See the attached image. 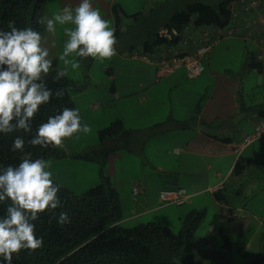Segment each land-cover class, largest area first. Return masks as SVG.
I'll use <instances>...</instances> for the list:
<instances>
[{"label": "rangeland", "instance_id": "obj_1", "mask_svg": "<svg viewBox=\"0 0 264 264\" xmlns=\"http://www.w3.org/2000/svg\"><path fill=\"white\" fill-rule=\"evenodd\" d=\"M91 2L94 7L100 10L101 15L109 21L110 27L114 29L115 22L119 25L120 32L115 34L114 31L117 38L116 54L111 58L95 60L91 57H77L80 66L77 69H72L70 65L66 66L63 61L58 59L63 48V42L66 39L63 32L64 26L58 25L54 34L47 33L43 26L42 43L49 48V58L56 63L55 69L67 68L65 77L72 80L78 87L84 86L88 89L87 95H77L75 98L79 106L82 123H87L91 127V131L88 133L89 137L80 141H86V144L96 148L95 150L91 148L86 153L87 156H82L88 159L83 160L85 166L83 169L75 168L72 165L73 160L65 159L60 166L51 161L50 171L53 178L61 185L80 194L100 183V170L103 164V173L109 177L110 185L119 192L125 214V218L122 220L124 226L133 227L139 223L156 221L160 225L178 232L183 228L185 218V216L180 217L181 213L183 212L182 215H186L191 206L188 201L184 205L172 204L163 209L155 207L162 203V200L159 199L160 182L164 179L165 173L155 169L154 164L163 163L165 167L176 166L180 161V155L174 154L173 150H170L167 154L163 152V147L174 141L182 140V138H185V134L192 133L194 130L173 129L169 133L170 140H148L145 145V152H142L137 140H125L124 137H119V139H115L116 141L111 142L107 140L105 144H97L100 141L98 129L108 127L119 117H124L127 124L149 121L145 105L131 106L129 101L132 99L119 101L111 91L114 81L116 87L123 92L144 90V87L138 85L140 79L146 80L145 85H155L152 84L153 81L150 82L154 77L152 75H155L156 72L152 69L154 65H151V67L149 63L139 59L125 58V56H130V52H127L125 45L131 42L140 47L142 40L148 35L147 32L150 29H153L156 24L160 25L174 10L183 8L189 2H197L200 6V14L203 16L206 8L204 5L215 3L216 0H91ZM78 3L79 0H46L44 16L51 17L54 13L62 10L64 6L74 7ZM258 3L252 5L250 12H245L252 13ZM121 8L126 14L122 12ZM230 26H233V24H230ZM228 37L230 35L221 37L217 43L221 40L225 41ZM226 45L225 43H218L213 48L214 50L209 57L211 61L206 66L204 74L199 78H189L183 75L179 79L169 77L159 83H168V85L163 88L161 96H159L165 101V105L152 107L154 120L157 115L172 113L175 120H189L193 124L196 123L201 113L204 117L210 118V112H217L223 120V123H219L222 126L217 129L218 132L231 136L234 140H248L245 137L252 132L251 121H248L245 116L238 122L230 123V120L236 114L231 111L230 102L233 98L229 95L218 96V93L222 91L215 88L216 79L211 78L213 74L217 77L231 75L232 78L233 74L237 72L239 51L236 47L230 48ZM105 65L112 68L115 76L114 81L109 79ZM181 71L184 72V70ZM256 75L260 76V74ZM260 78L263 79L264 76H260ZM154 81L156 82L155 79ZM230 82L233 83V81H227L220 77L221 84H229ZM255 92L256 97L264 96L263 87H260V90L255 89ZM73 93L78 94L77 91ZM211 93H214V96L209 102ZM86 96L104 101L103 107L94 113H90L87 106L81 101ZM195 113L196 117L192 119V115ZM129 135H127L128 138ZM74 138H77L76 134L68 137L67 146L75 143ZM251 140L248 143L250 145L247 152L249 151L251 155L259 160H264V133ZM260 140H263V142L260 143ZM70 142L71 144L68 145ZM92 143H95L96 146H93ZM114 143L119 148L108 153L106 159L103 160L101 149L109 148ZM60 147L62 149V146ZM212 160L214 161V159ZM225 162V159L221 161L222 164H225ZM147 176L149 179L144 180V182L148 188L146 190L141 189L140 192L138 188L139 193H135V187L139 186L134 185V181L142 180ZM247 179H249V182L243 189L244 192L233 196L229 193L230 202L242 203V206L246 208V214H248L246 218L237 219L236 224L221 220L220 216L222 214L220 215L219 208L210 203L211 199H206L210 195L209 192L202 195L203 203L198 209H201L205 203L208 206V213L196 233L199 241V249L196 254L198 264H264V168L259 171L258 166L254 165ZM253 213L259 214L261 217L259 219L263 223L259 219L251 217ZM221 227H223L224 234L223 236L218 234L213 239L214 252L213 248L210 247L209 240L211 239L209 235L217 233ZM225 234L230 236L231 246L224 250L222 244L224 245L226 241ZM223 252L226 256L218 257V254Z\"/></svg>", "mask_w": 264, "mask_h": 264}, {"label": "trees", "instance_id": "obj_2", "mask_svg": "<svg viewBox=\"0 0 264 264\" xmlns=\"http://www.w3.org/2000/svg\"><path fill=\"white\" fill-rule=\"evenodd\" d=\"M234 1L236 0H216L215 3H206L203 16L198 3L189 2L183 8L174 10L166 19L164 27L183 31L187 26L194 25L214 26L225 30L238 15L231 9ZM45 2L46 0H0V27L7 28L8 21L15 20L17 27H33L42 36L43 25L37 21L44 16ZM119 30V25L115 22V34ZM179 39L180 37H175L170 40L159 36L157 32L149 33L142 42V49L144 52H152L160 44H172ZM55 64L53 61L52 70L44 79L49 87H65L66 92L63 97L51 99L48 104L41 106L34 117V129L63 106L77 108L72 95L79 87L67 77L54 82L52 76L55 74ZM253 66L260 69L262 63L255 62ZM98 133L101 144L117 136L127 140L120 118L100 129ZM17 135L26 140L30 138V134L23 133L22 130L0 134V164L18 163L21 154L10 151L13 138ZM25 148L34 157L43 156L49 161L64 154L60 146L43 149L26 144ZM117 148L119 146L114 143L109 148L101 149L103 160ZM101 167L103 168V164ZM243 167L239 157L235 163V174H240ZM102 168L100 183L80 194L61 185L52 176L54 182L61 186L58 196L62 204L54 210L55 216L64 211L71 218V222L60 225L52 212H42L39 219L34 221L37 236L43 238L42 246L35 250L22 249L18 258L14 254V264H198L196 233L206 216V210L194 209L188 212L183 220V228L178 232L156 221L126 227L122 224L125 214L119 192L110 185V179L103 173ZM168 187L176 188L173 185ZM6 203L0 202V213H3Z\"/></svg>", "mask_w": 264, "mask_h": 264}, {"label": "crops", "instance_id": "obj_3", "mask_svg": "<svg viewBox=\"0 0 264 264\" xmlns=\"http://www.w3.org/2000/svg\"><path fill=\"white\" fill-rule=\"evenodd\" d=\"M121 10L124 14H126L122 8ZM165 21H163L160 25L156 24L153 29H150V31L147 32V34L154 32L159 33L164 30L166 28L164 27ZM231 24H233L234 31L232 33H225V35H230V37L226 38V40L224 39L225 41L221 40L218 43H225L227 44L226 47L230 48L236 47L239 51V66L238 68L236 67L237 72L233 74L232 78L231 75L220 76L223 77L224 80L233 81V83L230 82L229 84H221L220 77H217L215 74H213L211 78L216 79V83L214 85L215 88L222 91L218 93V96L229 95L233 98L230 102L232 106L231 111L236 114L235 117L230 120V123L238 122L245 116L248 121H251L252 132L248 134L245 133L247 134L245 138L248 139L254 134V130L257 125L264 122V96L261 95L260 97H256L257 94L255 92V89L260 90V87L264 88V78H260V76H264V0H259L258 5L250 14L239 8L238 15ZM187 28L189 31H193L196 30L197 27L190 25L187 26ZM198 30H200V28ZM147 37L148 35L142 40V42ZM174 44H176V42L172 44H160L152 52H144L142 45L139 47L136 43L130 42L125 45L127 52H130V56H125V58L139 59L140 61L149 63L150 66L154 65L152 69L156 72L155 75L152 76L155 77L153 78L156 82L153 78L150 82L153 81L152 84L155 85H145L146 80L140 79L138 85L140 87H144V90L138 91L141 93H138L137 91L123 92L122 90H119L114 81L115 76L112 68L105 65V70L108 71L109 79L114 81L111 88L114 97L119 101L122 99H132L129 101V104L134 107L145 105L149 115V121L134 124H127L124 117H119L123 121L124 133L126 132V135L130 134L129 138L127 137V140H137V144L140 146L141 151L145 152V145L148 140H170L169 133L173 129L194 130L192 133L185 134V138H182V140L174 141L173 143L167 144L166 147H163V152L167 154H169L170 150H173L172 152L174 154L180 155V161H178L176 166L173 165L171 167H165L163 163L154 164L155 169L161 173H165L163 176L164 179L160 182V191L164 188H171L168 187L170 185L176 186V188L184 189L189 194V198L182 204L174 203V205H184L189 201L191 209L188 212L200 208V205L203 203L202 195L209 192L210 195L207 196L206 199H211L210 203H213V205L219 208L220 215L222 214L220 216L221 220H226L232 222V224H236L235 222L237 219L246 218L248 214H246V208L242 206V203L238 204L237 202H230L229 193L233 196L244 192L243 189L247 186V182H249L247 176L251 174L252 167L257 165L259 171L262 170L264 168V160H259L255 156L251 155L249 151L247 152L248 146L250 145L246 142L248 140H234L233 137L221 134L217 131V129L222 126L219 123H223V120L219 117V113L217 112H210V118L204 117L201 113L196 123L193 124H191L189 120H175L172 113L157 115L156 119H153L152 107L156 105H165V101L159 96H161L160 94L162 93L163 88L167 86L168 83H159L169 77H172V79H179L183 75L187 76L185 68H178L170 74L158 76L157 68L159 66V52L161 50H167L168 47L172 45L175 50L187 48L189 46L185 45L182 41L178 45ZM217 45L215 44V46ZM215 46L213 48H215ZM213 50L214 49L203 56V62L205 65L204 71L206 70V66H208L211 61V58L209 57ZM255 62H261L262 67L260 69L254 67L253 64ZM181 70H184V72ZM204 71L195 79L203 75ZM256 74H260V76ZM87 90L88 89L84 86L79 87L75 90L78 94L73 93L72 95L73 101L78 109L79 106L75 98L77 95H87ZM213 96L214 93H211L209 96V102ZM81 101H83V104L87 106L90 113L100 110L104 105V101L88 96ZM79 115H81L80 111ZM192 116V119H195L196 113ZM99 130L100 129H98V131ZM76 135L77 138H74L76 141L75 143H72L71 146H67L68 138H64L61 145L64 154L58 157H53L50 162L53 161L54 164L60 166L65 159H69L71 161L73 160L72 165H74L75 168L83 169L85 167L83 160L88 159L82 156H87L86 153L92 147L86 144V141L80 140H86L89 137V134L79 132L76 133ZM117 137H113L108 140L111 142V140L119 139ZM79 142L82 143L78 144ZM259 142L262 143L263 140H260ZM70 144L71 142L68 143V145ZM97 144H101V142L98 141ZM92 145L96 146L95 143H92ZM92 149L95 150L96 148L94 147ZM239 157L240 162L244 167L240 174H235V163ZM211 158L214 159V161ZM224 159L226 162L225 164H222L221 161ZM243 176L244 178H242ZM147 179H149L148 176L142 180L134 181V185L139 186V192L141 189L146 190L148 188L144 182V180ZM169 205L172 204H166L162 201L161 204L156 205L155 207L163 209ZM201 209H205L207 215L208 206L205 205V203ZM182 213L180 217L185 216V214L182 215ZM251 217L254 219L261 218L257 213H253ZM259 221L263 223L262 220L259 219ZM223 232V227H221L218 229L217 233L209 235L212 240H209L211 248H213V239L216 238L218 234L223 236ZM229 237L230 236L225 234L226 242L224 245L222 244V248L224 247V250L231 246V240ZM210 253L214 254L212 252ZM225 256V252L218 254V257L220 258Z\"/></svg>", "mask_w": 264, "mask_h": 264}, {"label": "clouds", "instance_id": "obj_4", "mask_svg": "<svg viewBox=\"0 0 264 264\" xmlns=\"http://www.w3.org/2000/svg\"><path fill=\"white\" fill-rule=\"evenodd\" d=\"M37 23L47 33L54 34L57 26H64L66 39L58 59L72 69L80 66L79 58L95 60L116 54L117 38L98 8L91 0H79L64 6L51 17L41 16ZM52 70L49 48L42 43L41 33L33 27H17L9 20L7 28L0 27V134L22 130L30 134L27 140L17 135L10 151L21 155L16 164H0V202H7L0 213V264H14L22 249L35 250L42 246L35 223L45 210L52 212L60 225L71 222L64 211L55 216L62 204L58 192L60 184L52 179L51 162L43 156L34 157L25 145L48 149L62 145L64 138L91 131L82 123L78 108L63 106L33 128L35 115L51 99L65 95V87L53 89L45 81ZM54 82L65 77L67 68L56 69Z\"/></svg>", "mask_w": 264, "mask_h": 264}, {"label": "built area", "instance_id": "obj_5", "mask_svg": "<svg viewBox=\"0 0 264 264\" xmlns=\"http://www.w3.org/2000/svg\"><path fill=\"white\" fill-rule=\"evenodd\" d=\"M256 3H258V0H236L231 4V9L234 11V14L238 13L239 8L250 12L252 5ZM199 28L200 30H198ZM233 31V26L225 30L214 26H198L193 31H189L187 27L183 31L175 28L171 30L165 28L159 32V36H165L170 40L180 37L174 45H178L182 41L185 45L189 46L175 50L172 45L167 50H161L159 52L158 76L170 74L178 68H185L187 77H198L205 69L203 56L213 49L222 35H225L226 32L232 33ZM263 133L264 122H261L255 128L254 134L246 142L249 143L252 141L251 139ZM137 192L138 187H135V193ZM188 198L189 194L182 188H164L160 191V199L166 204H182Z\"/></svg>", "mask_w": 264, "mask_h": 264}]
</instances>
